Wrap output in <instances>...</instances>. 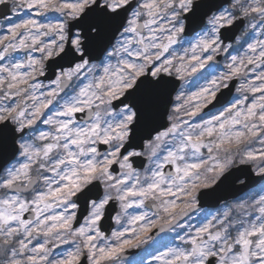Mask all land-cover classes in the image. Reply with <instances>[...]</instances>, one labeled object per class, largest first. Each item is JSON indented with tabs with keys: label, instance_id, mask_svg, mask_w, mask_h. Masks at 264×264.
Segmentation results:
<instances>
[{
	"label": "snow or ice",
	"instance_id": "6c2138e0",
	"mask_svg": "<svg viewBox=\"0 0 264 264\" xmlns=\"http://www.w3.org/2000/svg\"><path fill=\"white\" fill-rule=\"evenodd\" d=\"M0 16L3 264H264V0H0Z\"/></svg>",
	"mask_w": 264,
	"mask_h": 264
},
{
	"label": "clouds",
	"instance_id": "9594fccd",
	"mask_svg": "<svg viewBox=\"0 0 264 264\" xmlns=\"http://www.w3.org/2000/svg\"><path fill=\"white\" fill-rule=\"evenodd\" d=\"M11 2V0H10ZM252 0H249V3H251ZM235 54V53H233ZM221 56L224 55L223 52L220 53ZM221 63V61L219 62ZM54 70L55 71H59V68H55V66H53ZM45 74H48V69L45 70ZM46 83V82H45ZM190 81L187 82L185 84V87H188ZM87 118V114L85 116V119ZM44 131H47V129H43ZM29 135L34 138L36 135H37V130H30V133ZM95 147H97L99 149V145H95ZM104 149H99L98 152H97V156L101 159H103V155H104ZM9 162H12V161H9ZM8 162V166L10 167L12 165V162L11 164H9ZM55 164V160H47L44 162V166L46 167V169H51L52 166ZM39 177V178H37ZM44 179V177L40 174V170H39V167L37 168H34L33 169V180L31 182V184H29L27 187H23V186H18L17 187V191L19 192V194L22 196V198H29L31 195L34 194V192L39 189V188H42L44 187V185L41 183V180ZM56 179L58 180L59 177H56ZM93 195H95V192H93ZM81 206L83 205V201L81 200L80 202ZM189 220H185L183 218H181V220L172 227L171 231L168 233L169 236L171 237H175L176 233L180 232V227L181 225H187L189 224ZM193 222V220H191V223ZM183 233H181L182 235ZM159 235V233H158ZM35 239V237H34ZM53 247H55V245H53ZM4 262V251H3V247H0V264H3Z\"/></svg>",
	"mask_w": 264,
	"mask_h": 264
},
{
	"label": "rangeland",
	"instance_id": "374dc122",
	"mask_svg": "<svg viewBox=\"0 0 264 264\" xmlns=\"http://www.w3.org/2000/svg\"><path fill=\"white\" fill-rule=\"evenodd\" d=\"M21 15H23V13H21ZM9 16H12V14L11 15H9ZM14 18V17H13ZM6 22V21H5ZM7 26H8V24L7 25H0V29H3V30H6V28H7ZM230 43H234V41H232V42H230ZM223 63V61H221V64ZM218 70H222V69H218ZM46 83H47V81H45ZM197 83H202V81H200V80H197L196 78H193V80L192 81H190V83H189V85H188V87H190V88H193L194 89V87L196 86V84ZM238 83H239V81H238ZM42 128L44 127L42 124L40 125ZM259 186V185H258ZM257 186V187H258ZM212 211H215V209H211ZM193 224H195L196 223V220H193V222H192ZM66 247V246H65ZM63 250V249H62ZM61 250V251H62Z\"/></svg>",
	"mask_w": 264,
	"mask_h": 264
},
{
	"label": "flooded vegetation",
	"instance_id": "af4514ba",
	"mask_svg": "<svg viewBox=\"0 0 264 264\" xmlns=\"http://www.w3.org/2000/svg\"><path fill=\"white\" fill-rule=\"evenodd\" d=\"M16 19H18V18L16 17ZM3 20H4V19H2V20L0 21V24H2ZM0 34H4L3 29L0 30ZM60 250H62V247H61V246H60ZM54 251H56V250L54 249Z\"/></svg>",
	"mask_w": 264,
	"mask_h": 264
},
{
	"label": "water",
	"instance_id": "95a60500",
	"mask_svg": "<svg viewBox=\"0 0 264 264\" xmlns=\"http://www.w3.org/2000/svg\"><path fill=\"white\" fill-rule=\"evenodd\" d=\"M238 34V33H237ZM219 59V58H218ZM234 89H235V87H233V91H234ZM0 163H2V162H0ZM205 205H208V204H204L203 206H205ZM208 207H209V205H208ZM131 251H133V252H137L138 250H131Z\"/></svg>",
	"mask_w": 264,
	"mask_h": 264
}]
</instances>
